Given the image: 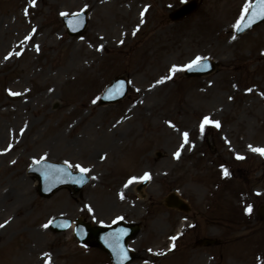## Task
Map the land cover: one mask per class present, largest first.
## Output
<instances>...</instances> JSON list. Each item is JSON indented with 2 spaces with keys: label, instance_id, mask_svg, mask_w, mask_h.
<instances>
[{
  "label": "rangeland",
  "instance_id": "1",
  "mask_svg": "<svg viewBox=\"0 0 264 264\" xmlns=\"http://www.w3.org/2000/svg\"><path fill=\"white\" fill-rule=\"evenodd\" d=\"M189 1L0 0V264H46L45 253L50 264H112L73 229L44 227L59 216L140 225L131 264H264V156L248 147L264 148V24L234 34L253 0H201L171 21ZM81 11L87 31L69 37L62 17ZM198 56L216 71L187 78ZM119 76L133 81L129 95L101 106ZM206 116L220 127L201 133ZM42 159L89 169L91 182L42 198L27 174ZM173 194L188 213L166 207ZM205 238L219 243L196 246Z\"/></svg>",
  "mask_w": 264,
  "mask_h": 264
},
{
  "label": "water",
  "instance_id": "2",
  "mask_svg": "<svg viewBox=\"0 0 264 264\" xmlns=\"http://www.w3.org/2000/svg\"><path fill=\"white\" fill-rule=\"evenodd\" d=\"M196 7H197L196 4L191 3L180 13L179 17L188 15L189 13L194 11ZM257 12H258V6H257V1H256V3L254 4L253 10L250 12L247 19L242 24V27H241V30H239V33H241L245 29H248L249 27L261 21H264V18L258 15ZM32 171L35 174L39 175V180L41 183V191L42 193L46 195L51 194L60 185L70 184L74 186L77 183L78 184L83 183L82 175H73L65 166H62V165H55V164L44 162V163H40L34 166ZM120 238H122V235L120 233L119 234L115 233L114 235H112L111 241L114 242L113 246L119 244Z\"/></svg>",
  "mask_w": 264,
  "mask_h": 264
},
{
  "label": "snow or ice",
  "instance_id": "3",
  "mask_svg": "<svg viewBox=\"0 0 264 264\" xmlns=\"http://www.w3.org/2000/svg\"><path fill=\"white\" fill-rule=\"evenodd\" d=\"M31 3L33 4V6L35 5V0H31ZM257 6H258V12L257 14L260 15L262 18H264V0H257ZM252 7V5L249 3L245 6L244 8V12L245 13H248V11L250 10V8ZM63 15V14H62ZM242 20L244 19V17L241 18ZM236 28L237 30H241L240 28V25H236ZM133 35H135V32L133 33ZM233 39H235V37H233ZM121 43H123V41H121ZM38 50V48H37ZM102 50V48L100 49ZM16 55H19V53H16ZM9 57H5V59H8ZM202 58L201 57H196V59L194 61H192V64H196L197 62L201 61ZM192 64H190L188 67L189 69H191L192 67ZM180 69L176 66H173V68L171 69V72L172 73H175L176 71H179ZM168 78H171V77H168ZM163 81H158L157 83H161ZM13 95H17L16 93H13ZM207 124H214L215 127L219 128L220 127V124L218 121H212L209 117H204L201 125H200V131L201 133H203L204 131V128H205V125ZM183 139H184V143L187 144L189 141H188V133L185 132L183 133ZM183 147V145L181 146ZM249 150L254 152V153H258L260 154L261 156H264V148H257V147H253L252 145H249ZM175 156L176 158L178 159L180 157V151L178 150L176 153H175ZM237 159H244V157H240V156H237L236 157ZM76 167H80L79 165H77ZM80 171L81 172H88L90 171L89 169H86V168H82L80 167ZM222 171H223V175L225 177H227L229 175V172L226 168H223L222 166ZM136 178L133 177L131 178L129 181H128V184H131ZM141 179H150V173H145L144 174V177H142ZM128 185L126 184L125 187H127ZM257 195H259V193H257ZM121 198H123V195H121ZM252 210V206L251 205H248L245 209V211L247 213H250ZM49 225L45 224L44 227L47 228ZM0 227H3V225H0ZM173 240L175 239V237L172 238ZM174 246V245H173ZM45 256L48 257V260L46 261V264H50V261H51V257H50V254H47L45 253Z\"/></svg>",
  "mask_w": 264,
  "mask_h": 264
},
{
  "label": "bare ground",
  "instance_id": "4",
  "mask_svg": "<svg viewBox=\"0 0 264 264\" xmlns=\"http://www.w3.org/2000/svg\"><path fill=\"white\" fill-rule=\"evenodd\" d=\"M127 185H129V184H127ZM134 187V185H132L131 187H130V185H129V187H125V186H123L121 189V191H120V193H124V194H126V195H128L129 194V192L132 190V188ZM125 196V195H124Z\"/></svg>",
  "mask_w": 264,
  "mask_h": 264
}]
</instances>
